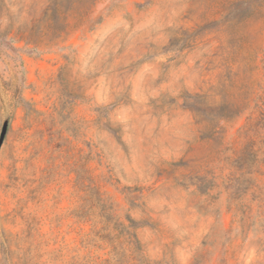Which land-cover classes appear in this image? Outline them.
I'll return each instance as SVG.
<instances>
[{
	"label": "rangeland",
	"instance_id": "rangeland-1",
	"mask_svg": "<svg viewBox=\"0 0 264 264\" xmlns=\"http://www.w3.org/2000/svg\"><path fill=\"white\" fill-rule=\"evenodd\" d=\"M0 264H264V0H0Z\"/></svg>",
	"mask_w": 264,
	"mask_h": 264
}]
</instances>
